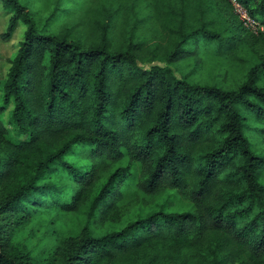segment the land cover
I'll list each match as a JSON object with an SVG mask.
<instances>
[{
  "label": "trees",
  "instance_id": "trees-1",
  "mask_svg": "<svg viewBox=\"0 0 264 264\" xmlns=\"http://www.w3.org/2000/svg\"><path fill=\"white\" fill-rule=\"evenodd\" d=\"M0 2L3 40L27 25L4 96L28 135L0 121V264H36L4 222L46 210L84 217L63 264H264V57L212 0ZM191 60L238 85L178 75Z\"/></svg>",
  "mask_w": 264,
  "mask_h": 264
},
{
  "label": "rangeland",
  "instance_id": "rangeland-1",
  "mask_svg": "<svg viewBox=\"0 0 264 264\" xmlns=\"http://www.w3.org/2000/svg\"><path fill=\"white\" fill-rule=\"evenodd\" d=\"M27 1L30 3L36 2V0ZM212 1L238 29L248 51L255 56H259V58H263L264 46L262 39L259 37V31L260 29L264 30V26L259 21L253 20L244 6L236 5V0ZM11 16L12 11L5 8L0 2V105H5V110L0 113V121L8 130L7 139L11 142H19L27 139L28 135L19 132L16 128L13 120L14 102L5 103L4 85L8 78L11 60L16 56L20 43L24 39L27 25L20 21L10 37L3 40L2 35L7 30ZM194 64L193 60L184 61L177 74L183 76L192 72L196 81L199 80L201 83L209 84L219 83L226 88H235L239 83L240 76L238 77V75L228 74L222 76L219 70L209 67V63L200 64L198 68ZM252 139L257 142L259 147V139L255 137ZM260 149L264 150L262 146H260ZM7 188V185L0 187V201L4 197ZM148 199V197L141 199L138 205L145 206V212L157 206L155 204L157 200L149 201ZM135 210H137V207L133 208V211ZM127 217L128 213L124 212L119 221ZM16 219L15 216H8L5 219V247L13 254H17L19 251H30L36 259V264H63L68 251H73L76 243L84 235L81 225L84 217L80 216L60 217L58 214H52L46 210V213L34 212L31 218L21 225H17Z\"/></svg>",
  "mask_w": 264,
  "mask_h": 264
},
{
  "label": "built area",
  "instance_id": "built-area-1",
  "mask_svg": "<svg viewBox=\"0 0 264 264\" xmlns=\"http://www.w3.org/2000/svg\"><path fill=\"white\" fill-rule=\"evenodd\" d=\"M235 4H236V5H239V6L241 5L237 0L235 1ZM261 28H262V27H261ZM262 30H263V29H262Z\"/></svg>",
  "mask_w": 264,
  "mask_h": 264
}]
</instances>
